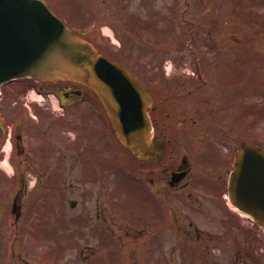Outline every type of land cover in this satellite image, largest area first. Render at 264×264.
Instances as JSON below:
<instances>
[{"label":"flooded vegetation","instance_id":"1","mask_svg":"<svg viewBox=\"0 0 264 264\" xmlns=\"http://www.w3.org/2000/svg\"><path fill=\"white\" fill-rule=\"evenodd\" d=\"M33 84L34 81L30 80V85ZM50 85L38 83L37 89L47 91ZM51 86L49 90L61 97L56 103L58 106L51 102L43 103L42 106L31 103L30 110H27L23 103L27 86L22 85L5 86L0 97V105L5 112L0 122V141H3L6 134L4 130L7 127L4 126L11 123L9 138L12 152L7 159L13 168L12 175L1 176L0 181L16 186L9 211L14 220L10 224L0 226V237L3 239L0 241V264H58L55 263L57 228L65 233L74 247L82 249L83 264H91L87 261L90 259L89 254L84 251L91 248H95L94 261L101 264V249L109 243L104 239V235L107 234L108 238H111L109 225L105 224L104 218L107 202L102 185L105 178L96 175V179H87L83 175L93 169L101 175L104 144L110 147V151H117L118 145L109 134L108 128L104 142L103 112L92 96H83V89L81 95L74 94L73 91L77 88L69 83ZM155 99L157 104L151 109L152 141L163 150L166 157L160 166L148 163L144 168L143 174L150 191L151 204H147L149 209L143 214L135 216L134 203H130V244L135 246L139 237H144V248H161L167 244L166 210L169 199L178 201L182 207L192 211L208 212L213 215L212 218H219L221 222L224 218L223 223L228 226L227 232H231V228L236 227V224L232 216L227 215L222 199L227 174L231 168L230 146L223 150L221 145L210 144L203 139L201 144H195L198 153L195 159L199 163L194 168L183 151L185 144L194 142L195 137L204 135L207 130L199 127L193 130L179 127L182 123L177 121L168 109L174 102L168 104L164 98ZM83 103L87 107L83 106ZM30 111L35 119L30 117ZM166 149L167 153L164 151ZM69 165L74 167L80 177L71 176V172L64 177L48 176L56 174V170L58 173L64 172L62 169ZM29 170L35 174L30 178ZM179 173L184 174L180 179L176 176ZM29 184L32 187L28 188ZM41 185H45L51 192H39L40 189L35 193L31 192ZM60 185H75L77 193L60 192ZM0 206L7 210V202H0ZM56 212L68 215L70 224H30L29 220L25 224H18L24 215L36 214L40 220L44 214L51 216ZM188 225L191 229L181 225L178 230L189 233L193 229L198 233L197 238L200 240L198 225L191 219ZM104 227L107 229L104 230ZM206 233L209 234V231ZM5 245L7 246L4 248ZM6 249H9L11 255L6 256Z\"/></svg>","mask_w":264,"mask_h":264},{"label":"rangeland","instance_id":"2","mask_svg":"<svg viewBox=\"0 0 264 264\" xmlns=\"http://www.w3.org/2000/svg\"><path fill=\"white\" fill-rule=\"evenodd\" d=\"M49 1L52 6L46 1L48 7L52 11L56 10L55 12L61 15L58 16L62 17L61 19L68 27L72 26L84 35L90 33L92 36L89 39L96 38L94 30H91L94 32H87L92 28H96L99 32L102 29L112 32L113 29V38L118 39L121 47L115 43L112 51L125 64L131 65L142 80L145 79L144 67L148 58L154 62L155 66L160 65V67L167 59L176 68L184 67L182 65L186 62V65L190 67L199 65V72L206 81L203 85L201 81H198L195 85L187 86L188 89L195 88L191 93H188L187 88H181L180 107L183 103L190 112L193 111V106L198 105L193 97L196 95L195 97L208 111V115L199 114L198 120L204 122L206 118L218 123L225 122L227 126L229 123L232 124L231 118L235 114L236 121L242 124L241 128H244L245 121V130L233 127L236 137L257 138L256 141L264 144V98H258L262 97V92L264 94V0ZM101 36L106 37L100 35L99 38ZM152 70L157 72L155 68ZM240 70L244 73H240ZM237 72L241 74L240 82L247 86L246 101L239 97H245L244 85L237 89V84L233 85L234 83L230 81ZM162 74L165 75L163 71ZM256 87L255 92L253 88ZM251 101L261 106L260 116L257 118L255 114V116L248 114L242 119L238 115L240 113L244 115L247 102V108L249 109V106L252 108V105H249ZM225 103L230 104L231 110L223 109ZM73 169L71 168L68 173ZM96 175L101 176L93 169L83 176L87 179H95ZM74 187L75 185L69 187L66 192L77 193ZM144 190L141 182L131 175L121 180L117 187L119 196L124 197L128 204L136 203L135 206L140 211H145L147 204H151ZM173 208H176L175 204ZM177 218L181 224H187L183 216ZM242 218L246 220V227L253 235L255 229H250L251 220L248 216H242ZM49 221L53 224L58 223L57 219ZM211 223L212 229L225 230L224 223L219 221V218H215ZM167 236L169 242L167 248L160 250L164 253L162 257L164 264H229V261L232 264L235 262L231 259L234 251L232 243L227 248L220 247L225 234L216 233L215 243L212 246L217 248L208 249L211 254L203 256L200 255L199 250L188 247L190 244L184 243L183 247L171 249L169 245L175 242L179 244L177 240L180 237L172 231L170 225ZM121 239H123L122 233H120ZM191 247L194 248V246ZM250 248L254 250L253 247ZM5 252L6 256L11 255L9 249ZM146 255L145 248H130L121 254L116 263L111 262V264H130L132 258L135 263L143 264L138 260ZM62 257L68 258L72 264H81L75 249L65 247L62 250ZM258 258L257 264L262 262L264 264V255Z\"/></svg>","mask_w":264,"mask_h":264},{"label":"water","instance_id":"3","mask_svg":"<svg viewBox=\"0 0 264 264\" xmlns=\"http://www.w3.org/2000/svg\"><path fill=\"white\" fill-rule=\"evenodd\" d=\"M32 74L92 88L115 133L137 156L150 147V95L134 77L69 31L39 0H0V81ZM232 172L231 201L264 226V155L242 143Z\"/></svg>","mask_w":264,"mask_h":264}]
</instances>
